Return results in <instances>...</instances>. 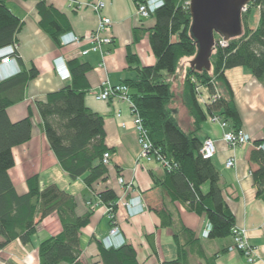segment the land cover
I'll return each instance as SVG.
<instances>
[{
	"label": "trees",
	"instance_id": "1",
	"mask_svg": "<svg viewBox=\"0 0 264 264\" xmlns=\"http://www.w3.org/2000/svg\"><path fill=\"white\" fill-rule=\"evenodd\" d=\"M0 0V47L17 43V34L23 22ZM41 15V27L60 45L59 37L69 31L63 16L49 5L47 0H37ZM146 0H134L137 6ZM190 0H164V5L152 15L154 26L149 30L150 44L156 63L141 66L136 54L129 53V69L137 76L124 81L131 88L132 101L137 108L144 127L156 148L173 162L171 170L163 168L166 177L161 183L172 201H178L197 214H206L212 229L209 238L232 236L235 215L230 209L221 187V173L213 159L201 154L203 141L198 136L201 124L210 116L218 114L229 121L234 131L242 129L241 114L234 101V93L225 72L235 67L248 69L264 84V0H251V8H259L260 17L254 26L250 14L242 12L243 32L230 39L225 46L215 34L217 45L211 57L210 71L198 72L190 67L185 77V101L194 119L193 130L185 131L179 124L169 104L174 98L170 77L174 76L184 57H195L198 46L191 34L192 17ZM251 11H249L250 13ZM140 29L135 37H140ZM17 60L21 62L18 54ZM137 66L133 67L132 65ZM71 80L56 92L49 93L44 100L37 101L41 116V127L47 137L61 168L74 180L83 178L88 193H95L100 203L118 208V195L113 188L97 191L95 185L108 180V166L103 155L111 151L105 144L104 117L86 105L89 91L87 74L92 69L88 62L68 61ZM39 71L32 65L23 68L17 75L0 81V252L14 241L23 245L32 242L37 227L47 217L57 214L61 231L44 239L39 247L38 264H85L83 256L82 229L90 224L93 210L79 215L76 197L58 184L41 186L39 175L27 180L28 191L19 194L9 170L15 166L13 149L32 138L31 116L13 122L8 108L21 102L27 84L37 78ZM199 83L210 95L222 87L223 95L214 102L202 105L198 99ZM218 85V87H217ZM221 89V88H220ZM264 139L253 142L249 161L255 166L252 177L257 196L264 197ZM208 186L207 190L204 189ZM161 224L173 225L171 215L158 211ZM186 235L185 243H178V257L162 264H186L188 247L195 242L193 232L181 226L174 236ZM100 263L140 264L137 251L132 244L107 249L98 242Z\"/></svg>",
	"mask_w": 264,
	"mask_h": 264
},
{
	"label": "crops",
	"instance_id": "2",
	"mask_svg": "<svg viewBox=\"0 0 264 264\" xmlns=\"http://www.w3.org/2000/svg\"><path fill=\"white\" fill-rule=\"evenodd\" d=\"M96 0H47L63 16L69 31L80 35V44L61 46L41 27V15L37 8V0H7L8 8L19 17L23 26L17 34L21 63L6 66L1 73L0 81L17 75L23 68L33 66L39 71L37 78L31 80L24 90L21 102L8 108V116L16 122L31 116L33 122L32 138L28 142L13 149L15 166L9 175L19 194L28 191L27 180L39 175L41 186L58 184L62 189L73 194L77 199V213L85 214L93 210L90 224L82 229L83 256L85 264L90 258L100 263L98 242L108 235L111 228L106 206L99 204L94 193L85 194L87 187L83 178L72 179L60 166L57 157L51 150L47 137L41 127V116L37 101L44 100L49 93L63 88L68 82L62 81L55 71V59L64 57L67 62L79 60L88 62L92 69L87 74L89 91L86 105L101 114L105 120V144L111 149V164L108 166V180L95 185L97 191L106 187L113 188L118 195L116 221L125 236L126 243L132 244L137 251L140 264H162L178 257V243H185L186 235L175 239V231L185 226L194 234V244L188 247L186 264H264V197L257 196V189L252 177L255 168L250 161L253 142L264 139V84L244 67H235L225 72L234 93L235 104L243 121L242 129L249 133L252 142L236 148L229 147L223 140L225 129L220 124L207 119L201 124L198 136L204 141L211 138L215 141L217 153L213 162L221 173V187L225 199L235 215L238 227L246 229L247 238L257 256L255 262L249 263L246 256L238 250H229L233 245L232 236L214 238L203 236V231L210 223L206 214H197L178 201H172L166 189L161 186L166 173L160 165L148 163L141 157V149L137 140V132L133 123L131 106L126 101H100L96 97L105 82L116 85L128 79H134L137 72L129 69L128 55L136 54L141 66L154 65L156 57L151 48L149 30L155 24L153 16L143 18L137 15L134 0H102L106 7L103 14L112 19L110 34L113 44L106 47L108 53L82 51L90 47L89 38L99 23V15L90 6ZM140 29V37H135V30ZM194 57H184L183 60ZM137 66L136 64L132 65ZM181 77V88L175 87L174 76L170 77L174 98L169 104L180 126L185 130H193L194 119L189 113L185 101V77L191 67L184 64ZM178 69V68H177ZM177 72V71H176ZM220 90H222V87ZM201 92L206 97L205 89ZM224 93V91L222 90ZM220 93L221 96L223 93ZM235 158L236 164L227 168L229 159ZM123 177L132 188L126 191L118 178ZM208 186L204 189L207 190ZM141 193L147 204V210L141 214L130 216L124 202ZM89 204V205H88ZM158 211L166 212L173 218V225L165 227L161 224ZM38 232L32 242L38 247L50 236L61 231V223L57 214L47 217L38 226ZM41 234L42 238L38 240ZM204 240L208 241L206 244ZM23 245V244H22ZM28 247V245H27ZM19 250L14 241L3 250ZM20 253V252H19ZM35 263H39V254L33 255Z\"/></svg>",
	"mask_w": 264,
	"mask_h": 264
},
{
	"label": "built area",
	"instance_id": "3",
	"mask_svg": "<svg viewBox=\"0 0 264 264\" xmlns=\"http://www.w3.org/2000/svg\"><path fill=\"white\" fill-rule=\"evenodd\" d=\"M190 4V1H189ZM164 5V0H146L144 3H141L137 6V15L143 18L151 17L157 9ZM90 6L94 11L99 15V23L94 32L91 33L89 42L90 47L83 50L82 54L87 55L90 52H99L105 55L108 53L106 47L113 44V37L110 34V29L112 27V19L103 14V10L106 7L105 2L102 0H96L94 3H91ZM246 9V8H245ZM244 9V10H245ZM83 38L76 34L73 31H67L60 35L59 41L61 46H67L72 44H80ZM220 44L225 46V42L222 38L220 39ZM19 54V45L17 43H11L0 47V77L2 71L6 66L16 65L17 64V55ZM55 71L62 81L68 82L71 80V72L68 66L67 60L59 56L55 59ZM198 99L202 105H206L210 102H214L217 98L220 97V93L217 88L215 95H209V97L203 96L201 88L198 86ZM200 95V96H199ZM100 101H110V100H119L126 101L131 106V112L133 115V123L137 132V140L141 149V157L148 163H156L163 168L171 170L173 167V162L168 159L161 151L160 148L154 147L148 131L144 127L143 120L135 107L132 97H131V88L126 83L120 84H110L108 82L103 83L101 92L96 97ZM209 120L214 123L221 125L225 129L223 135V140L225 143L231 147L236 148L243 146L252 142V137L249 133L243 129L234 131L231 128L229 121L225 120L218 114H214L209 117ZM264 150V144L261 146ZM217 153L216 143L211 138H206L203 141L201 154L205 159H213ZM111 152L106 151L103 155V163L107 166L111 164ZM236 164L235 158H231L227 161L226 167L231 168ZM119 184L125 188L126 191L131 190L132 184L126 183L123 177L118 178ZM100 204V201H99ZM124 205L126 206L130 216H135L141 214L147 210V204L143 199L141 193H136L134 196L128 198ZM106 206L109 219L111 221V228L108 235H106L102 240V244L105 248H120L126 243L125 236L121 230L119 224L116 221V214L113 211L112 206ZM212 229L211 223L203 231L204 237H209V233ZM232 238L233 245L229 247V250H238L243 255L246 256L249 263L255 262L257 256L252 245L249 243L247 238L246 229L238 227L235 225L232 228Z\"/></svg>",
	"mask_w": 264,
	"mask_h": 264
},
{
	"label": "water",
	"instance_id": "4",
	"mask_svg": "<svg viewBox=\"0 0 264 264\" xmlns=\"http://www.w3.org/2000/svg\"><path fill=\"white\" fill-rule=\"evenodd\" d=\"M250 2L251 0H190L191 34L198 51L193 59L183 60L179 64V70L173 79L177 89L182 85L185 62H189L198 72L211 70V57L217 45L215 34L225 42L242 34V12Z\"/></svg>",
	"mask_w": 264,
	"mask_h": 264
},
{
	"label": "rangeland",
	"instance_id": "5",
	"mask_svg": "<svg viewBox=\"0 0 264 264\" xmlns=\"http://www.w3.org/2000/svg\"><path fill=\"white\" fill-rule=\"evenodd\" d=\"M249 11H251V12L249 13ZM244 14H250V22L253 26L255 24H257L258 19L260 17L259 8H251V6L248 4L246 9L244 10ZM178 70H179V66H178L177 72H178ZM199 87L203 90L205 89V92L207 95L206 99H207V97H209V95H210L209 91L206 89L205 86L201 85L200 83H199ZM217 87H218V85H217ZM218 91H219V93H221V90L219 87H218ZM203 96H204V94H203ZM38 228L39 227H37V231H36L35 235L38 232ZM37 236H38V240L40 238H42L41 234H39ZM16 242H17L19 250H17V249H14L13 251L2 250L0 252V263H2V264H34L35 263V257H33V255L38 254V250L36 248L37 245L36 244L34 245L33 242H31L30 244H28V247H27V245H22V243L18 240ZM207 242L208 241L204 240L205 244ZM88 264H99V263L95 260V258L94 259L90 258L88 261Z\"/></svg>",
	"mask_w": 264,
	"mask_h": 264
}]
</instances>
